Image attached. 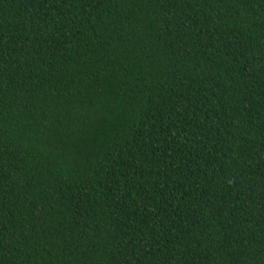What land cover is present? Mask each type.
<instances>
[{"label":"trees","instance_id":"16d2710c","mask_svg":"<svg viewBox=\"0 0 264 264\" xmlns=\"http://www.w3.org/2000/svg\"><path fill=\"white\" fill-rule=\"evenodd\" d=\"M0 264H264V0H0Z\"/></svg>","mask_w":264,"mask_h":264}]
</instances>
